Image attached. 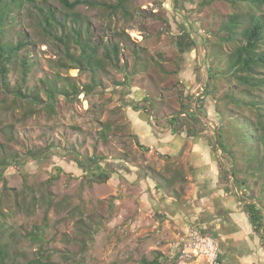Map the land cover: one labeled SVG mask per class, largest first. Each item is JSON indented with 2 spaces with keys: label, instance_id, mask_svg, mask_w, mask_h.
<instances>
[{
  "label": "rangeland",
  "instance_id": "1",
  "mask_svg": "<svg viewBox=\"0 0 264 264\" xmlns=\"http://www.w3.org/2000/svg\"><path fill=\"white\" fill-rule=\"evenodd\" d=\"M79 1L91 5L68 11L55 0L0 4L2 43L23 44L9 62L0 58L7 70L5 82L0 73L4 264L152 261L159 244L147 227L133 222V206L122 202L131 194L127 186L121 189L116 177L91 182V173L75 162L96 158L101 165L122 160L155 167L156 156L135 143L130 126L135 105L155 135L170 132L168 120L180 110L179 87L192 95L189 105L199 132L218 136L223 128L235 137L238 119L264 122V67L251 73L229 69L233 51L245 44L242 31L254 23L263 24L257 50L263 53L264 7L250 0H129L115 10L121 0ZM233 16L237 26L230 32ZM72 28L80 32V41L97 47L98 65L65 56L60 38L72 37ZM185 33L195 47L180 54L176 39ZM67 41L77 54L75 43ZM198 86L208 92L203 99L204 94L195 97ZM51 89L57 93L49 107ZM243 147L232 148L225 172L246 181L259 196L258 174L245 173Z\"/></svg>",
  "mask_w": 264,
  "mask_h": 264
},
{
  "label": "crops",
  "instance_id": "2",
  "mask_svg": "<svg viewBox=\"0 0 264 264\" xmlns=\"http://www.w3.org/2000/svg\"><path fill=\"white\" fill-rule=\"evenodd\" d=\"M131 112L135 143L156 156L155 167L122 160L101 166L109 179L117 178L121 189L130 190L122 202L133 206V222L142 230L147 227L159 244L152 260L201 264L177 261V235L196 227L218 241L220 264H264V243L245 212L238 183L224 180L227 154L217 150L218 136L172 130L155 135L143 110Z\"/></svg>",
  "mask_w": 264,
  "mask_h": 264
},
{
  "label": "trees",
  "instance_id": "3",
  "mask_svg": "<svg viewBox=\"0 0 264 264\" xmlns=\"http://www.w3.org/2000/svg\"><path fill=\"white\" fill-rule=\"evenodd\" d=\"M49 1V0H44ZM61 4V6L68 11L74 10L77 6L81 4H89L91 3L87 1H79V0H55ZM129 0H121L118 2L116 9H123L126 2ZM252 4L257 7H264V0H250ZM4 0H0V4H3ZM49 16H52L49 14ZM237 17L233 16L231 18V23L227 25V30L231 32L236 25ZM60 23V22H59ZM62 24V22H61ZM1 16H0V58H4L5 61L9 62L13 56L21 50L23 44L18 43L17 45H5L2 43V31H1ZM73 38L69 37L68 35L61 36L60 40H63L65 45V56L74 63H81V61L86 58L88 64L96 63L98 65V60L96 58L97 47L91 45L89 40L87 41H80V32L78 29L72 28ZM262 31H263V24L261 23H254L249 28H245L242 31V38L245 44L240 45L237 47L230 59H229V69L234 70V72L238 73H251L257 68L264 67V51L263 53H258L257 50L259 48V44L262 40ZM64 39H71L78 48V53L76 52L71 53L68 43L69 41ZM177 50L180 54H185L187 52H191L194 47L195 43L191 39V37L185 33L179 36L177 39ZM114 53L117 54L119 51V46L113 47ZM114 62L117 61L116 55L112 57ZM0 73L2 75V79L5 82L7 76V70L4 66L0 67ZM243 80V79H242ZM179 99H180V110L179 112L171 117L168 120V125L173 132L179 131L186 133L188 136H193L197 132L195 125L198 123V119L196 117V113L191 109L189 102L192 100V95L188 94L186 90L182 87H179ZM56 93L52 89L48 94V105L52 107L55 105L56 102ZM207 90H204V96L201 98L203 99L207 95ZM74 94L77 95L78 92L75 90ZM33 98H36L37 95L32 93ZM134 110H137V107H134ZM222 123V122H221ZM221 125V124H220ZM237 132L236 138L230 137L229 133L226 134L223 131V128L217 129L218 135V148L222 150L229 158L234 157V153L232 148L237 147L241 144L244 145L245 155L242 158L243 162L246 165V172L254 177L256 174L258 182L257 184L260 185L259 189V196H254L251 193V189L247 187L246 181L239 180L237 177L230 176L228 172L223 173L224 180L231 182V179L238 183V181L242 182V187L238 183L237 187L240 190V198L244 204L245 212L247 213L249 220L254 228L255 233L261 238L264 243V122L260 120L252 121L249 118L242 117L235 122ZM224 133V134H223ZM148 151V149H144ZM258 161V162H257ZM80 167H82L85 173H91L92 178L90 179L91 182L95 183H104L109 180V177L102 169L100 162L96 158H88L86 162L84 159L75 161ZM257 162L258 166L256 169L252 170L251 163ZM97 171L99 174L94 175L92 172ZM4 189L6 188V183L3 185ZM40 231V229H39ZM38 236V234L36 235ZM5 252L3 248L0 246V264H4L5 261ZM220 260V259H219ZM143 264H159L157 260L152 261H142ZM34 264H45L42 261L36 260Z\"/></svg>",
  "mask_w": 264,
  "mask_h": 264
},
{
  "label": "built area",
  "instance_id": "4",
  "mask_svg": "<svg viewBox=\"0 0 264 264\" xmlns=\"http://www.w3.org/2000/svg\"><path fill=\"white\" fill-rule=\"evenodd\" d=\"M196 90L195 97L202 96L203 88L198 86ZM176 247L179 263L202 260L204 264H220L218 241L196 227L179 233L176 238Z\"/></svg>",
  "mask_w": 264,
  "mask_h": 264
}]
</instances>
